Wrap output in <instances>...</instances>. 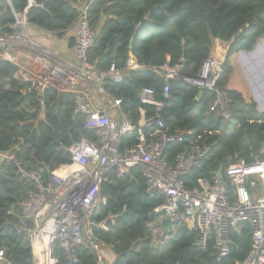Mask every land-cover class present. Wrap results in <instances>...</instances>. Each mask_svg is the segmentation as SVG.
Instances as JSON below:
<instances>
[{
    "label": "trees",
    "instance_id": "obj_1",
    "mask_svg": "<svg viewBox=\"0 0 264 264\" xmlns=\"http://www.w3.org/2000/svg\"><path fill=\"white\" fill-rule=\"evenodd\" d=\"M84 6L94 32L88 60L97 72L111 64L121 71L119 82L104 78L103 87L109 97L120 100L118 111L134 123L155 112L153 104L140 105L143 89L151 90L154 100H163L165 80L158 68L183 61V71L194 74L209 57L215 39L228 44L217 80V87L230 100L228 118L210 109L214 92L168 79L170 97L161 110L163 127L151 124L140 129L148 144L161 133H184L181 142H168L163 149L170 163L183 149L209 145L198 164L179 179L190 189L200 178H221L227 195L234 197L225 168L239 159L251 163L264 153V113L253 98L227 83L232 57L252 50L264 36V0H0V38L21 32L17 14L28 24L62 35L76 23ZM5 47L0 46V51ZM129 53L141 68H125ZM73 109L72 93L49 87L40 94L20 77L12 62L0 57V154L7 156H0V264H34L28 233L19 226L21 203L35 184L22 172L40 174L45 181L70 161L69 149L81 138L98 140L96 129L87 127L85 116ZM138 142L134 130L120 138V147ZM145 181L141 167L135 166L123 177L109 172L101 186L102 201L91 216L90 228L111 251L108 264H237L244 259L251 247L248 222L228 231L226 256L215 254L213 239L205 249L195 246L196 231L185 224L164 245L152 247L148 223L158 216L163 198L147 194ZM73 255L76 261L70 262L56 243L53 264H94L88 244L75 245Z\"/></svg>",
    "mask_w": 264,
    "mask_h": 264
},
{
    "label": "built area",
    "instance_id": "obj_2",
    "mask_svg": "<svg viewBox=\"0 0 264 264\" xmlns=\"http://www.w3.org/2000/svg\"><path fill=\"white\" fill-rule=\"evenodd\" d=\"M22 15H16L20 25ZM23 23V21H22ZM76 63H52L43 69L28 68L17 55L0 51V57L12 62L20 77L29 82L40 94L49 87L69 92L74 96V112L85 116L86 126L96 129L97 141L81 138L72 145L70 161L52 172L44 181L40 174L22 175L35 184L28 198L21 203L22 214L19 228L28 233L34 264H53V251L58 243L67 259L75 262L73 248L77 244H88L94 252V264H108L99 240L91 233V216L102 201L101 186L111 171L117 177L128 175L135 166H140L145 177V191L150 196L160 194L163 203L156 209L158 216L148 223L151 245L158 248L174 234L177 227L185 224L196 231L194 245L205 249L213 239L217 256L228 254V231L237 229L240 222H248L252 228L251 247L242 261L237 264H264V161L251 163L243 159L231 162L225 168V176L234 187V197L227 195V184L221 178L209 181L200 178L197 186L186 188L179 179L189 173L199 159L210 149L207 144L195 145L190 150L179 151L172 163L163 154L168 142H181L183 132L161 133L153 143L146 142L142 126L154 124L163 127L161 110L169 99L168 79H181L186 83L215 93L210 105L217 115L229 117L228 103L224 91L217 87L220 73L218 62L208 57L194 74L183 71V61L173 67L164 65L156 71L165 80L162 101L153 98V92L143 89L139 95L140 105L153 104L152 117L143 115L137 123L124 113L110 117L107 107L94 105L93 96H108L103 79L113 82L122 79V73L111 64L106 71L97 72L88 60L87 52L94 41V32L87 17V6L81 9L76 21ZM21 37L10 35L0 38V46ZM46 56L50 51L42 49ZM142 65L129 53L126 69H139ZM120 100L113 99L108 107H118ZM143 114V110H140ZM138 132L139 142L131 147H120V138ZM0 156L7 157L3 154ZM11 158V156L9 157ZM169 219L166 229L162 222ZM27 221L31 222L29 226ZM3 260V253L0 252ZM3 264H14L5 261Z\"/></svg>",
    "mask_w": 264,
    "mask_h": 264
},
{
    "label": "crops",
    "instance_id": "obj_3",
    "mask_svg": "<svg viewBox=\"0 0 264 264\" xmlns=\"http://www.w3.org/2000/svg\"><path fill=\"white\" fill-rule=\"evenodd\" d=\"M32 1V0H30ZM23 21V23H22ZM21 32L18 34L21 37V41H11L6 45L5 50L8 53L17 55L20 61L28 68L40 70L52 63H76L75 52V35L76 24L69 28L62 35L44 31L34 25L25 22L24 17L20 20ZM264 39V36L260 38L254 48ZM24 44L27 50L16 51L17 44ZM214 47V48H213ZM214 50H213V49ZM212 50L209 57L215 59L218 64L224 60L228 44L221 42L219 39H215L212 44ZM253 48V49H254ZM42 49L48 50L51 56H46ZM232 88V87H229ZM264 93V89L262 90ZM257 104V109L262 112L261 107L264 106V95H250ZM112 97L109 96H93V102L96 107H107V113L110 117H118V107H108L111 105ZM264 113V112H262Z\"/></svg>",
    "mask_w": 264,
    "mask_h": 264
},
{
    "label": "rangeland",
    "instance_id": "obj_4",
    "mask_svg": "<svg viewBox=\"0 0 264 264\" xmlns=\"http://www.w3.org/2000/svg\"><path fill=\"white\" fill-rule=\"evenodd\" d=\"M20 42L25 43L24 41ZM22 43L17 44L16 51L27 50V46ZM231 63L233 71L228 80L227 87L238 89L246 98H249L250 95L263 97L264 39L254 49L247 52H239L234 55ZM261 109L264 112V106ZM103 250L106 259L110 262L112 256L111 251L107 247L103 248Z\"/></svg>",
    "mask_w": 264,
    "mask_h": 264
},
{
    "label": "water",
    "instance_id": "obj_5",
    "mask_svg": "<svg viewBox=\"0 0 264 264\" xmlns=\"http://www.w3.org/2000/svg\"><path fill=\"white\" fill-rule=\"evenodd\" d=\"M132 40H130V43ZM254 160H257L258 162L264 161V153H261L258 157H256ZM27 224L30 226L31 222L27 221ZM163 229H166L169 224V219H165L162 223ZM215 254L217 255V250L215 249Z\"/></svg>",
    "mask_w": 264,
    "mask_h": 264
}]
</instances>
